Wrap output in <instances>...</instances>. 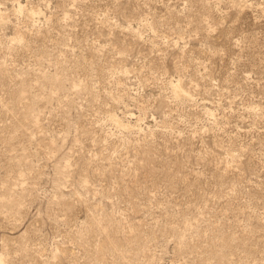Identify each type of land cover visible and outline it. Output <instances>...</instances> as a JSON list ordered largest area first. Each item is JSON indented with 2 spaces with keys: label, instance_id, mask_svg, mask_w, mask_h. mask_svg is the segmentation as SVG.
Listing matches in <instances>:
<instances>
[{
  "label": "rangeland",
  "instance_id": "obj_1",
  "mask_svg": "<svg viewBox=\"0 0 264 264\" xmlns=\"http://www.w3.org/2000/svg\"><path fill=\"white\" fill-rule=\"evenodd\" d=\"M0 264H264V0H0Z\"/></svg>",
  "mask_w": 264,
  "mask_h": 264
}]
</instances>
